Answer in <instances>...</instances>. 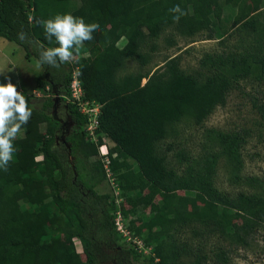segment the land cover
<instances>
[{
    "label": "trees",
    "instance_id": "1",
    "mask_svg": "<svg viewBox=\"0 0 264 264\" xmlns=\"http://www.w3.org/2000/svg\"><path fill=\"white\" fill-rule=\"evenodd\" d=\"M211 2L234 8L231 27L244 24L262 46L247 53L208 55L194 74L186 73L174 57L153 72L120 75L126 60L144 68L166 31L169 46L176 36L206 33L213 40L217 30L227 34L220 21L213 28ZM176 5L185 12L179 22L169 11ZM57 14L100 27L80 49L87 55L74 53V60L58 67L41 65L36 79L40 97L22 92L32 115L14 141L17 151L8 170H0V264H132L141 259L146 264H205L209 256L204 249H193L175 236L186 227L194 238L223 240L226 245L215 247L212 263L229 264L233 250L248 246L264 227V178L246 177L244 185L251 191L234 196L213 183L220 159L235 171L240 168L244 136L207 130L205 154L176 151L180 170L169 167L167 154L159 149L174 125L186 121L201 126L217 107H224L240 79L264 81V0H0V37L38 61L42 50L58 45L36 21ZM21 31L25 40L17 38ZM74 73L84 100L100 104L95 143L86 130L88 117L70 101ZM49 81L61 85L62 114L72 126L64 143L58 139L60 124L52 113L55 95ZM258 112L264 126V101ZM103 138L114 144L107 167L120 199L95 191L106 178L110 181L103 158H98ZM167 150L175 152L171 145ZM138 208L149 209L151 217L137 225L133 218ZM118 213L123 222L132 218L124 225L129 241L116 228ZM134 239L152 247L149 256Z\"/></svg>",
    "mask_w": 264,
    "mask_h": 264
},
{
    "label": "rangeland",
    "instance_id": "2",
    "mask_svg": "<svg viewBox=\"0 0 264 264\" xmlns=\"http://www.w3.org/2000/svg\"><path fill=\"white\" fill-rule=\"evenodd\" d=\"M209 8L213 13V28L217 30L218 21H220V25L228 30L227 34L222 35L217 30L214 36L215 39L213 40H207L206 33H198L190 38L176 36L174 37L175 44L169 46L167 38L170 37V31H166L161 34L157 41V50L149 54V63L144 68H141L133 60H126L123 69L120 71V75L137 73L138 71L150 73L160 67L165 60L174 57L180 60V67L186 73L194 74L200 70V60L208 55L215 56L232 52L237 54L247 53L251 52L252 48L258 45L262 46L259 37L252 34L253 32H249L244 24H240L234 28L231 27L236 13L234 8H231L229 5L221 6L217 2L209 3ZM255 11L258 10L255 9ZM254 35L259 39L260 44H257L256 37V40H254ZM123 45L124 41H121L119 47ZM262 51L264 52V47ZM79 55L85 56L87 53L80 52ZM41 73L42 67L41 65L38 66L37 60L34 58L27 59L22 48L0 37V83H5L10 78L11 82L17 85L18 91L40 97L36 79ZM144 83L145 80L142 81V84ZM263 101L264 81H259L255 78L240 79L238 85H234L228 93L225 106L217 107L201 126H196L186 121L174 125L169 132L167 141L160 145L159 153L167 154L169 167L180 170L175 158L176 151L183 150L195 157L205 154L209 149L208 144H210L207 130L238 132L245 138L240 151V168L238 171H235L226 161H223L224 159H220L216 167L213 183L219 191L232 196L239 192L249 193L251 190L244 185L243 179L249 176L264 178V126L258 112V105ZM56 115L64 118L61 111H57ZM71 128L72 126L70 125L69 132L64 139L69 136ZM103 144L107 146L108 151L110 148H114V144L106 138H103ZM169 145L173 147L175 152L167 150ZM100 157L101 153L99 152L98 158ZM73 162L72 158L69 163L71 168ZM95 191L97 194H108L112 199L121 198L118 196L120 191L116 186H112L107 178L95 188ZM179 194L184 193L179 192ZM127 207H129L128 204ZM190 210L193 211L194 207L191 206ZM114 217H117V215ZM150 217L149 209L138 208L137 215L133 219H135L134 221L138 225L147 221ZM131 219V217L125 218L124 225L128 226ZM193 228L197 229L195 226ZM192 231L191 227H186L181 232L178 231L179 233L175 236L180 242L187 241L193 249H204V254L209 256L205 264H213L214 260L212 257L215 247L221 243L226 245L225 242L217 236H208L204 240H201L200 237L194 238ZM74 244L80 260L84 262L85 257L82 253L81 245L77 241ZM143 248V250L140 248V251H143L144 255L149 256L152 247L150 246V249H148L143 246ZM101 252L104 255L106 253L108 255L105 249L101 250ZM186 261L188 259H184V262ZM132 264L146 263L141 259ZM229 264H264V227L257 230L253 239L249 241L248 246L233 250Z\"/></svg>",
    "mask_w": 264,
    "mask_h": 264
},
{
    "label": "clouds",
    "instance_id": "3",
    "mask_svg": "<svg viewBox=\"0 0 264 264\" xmlns=\"http://www.w3.org/2000/svg\"><path fill=\"white\" fill-rule=\"evenodd\" d=\"M169 11L174 13V22H179L181 16L185 15L179 5ZM36 23L43 27L46 38L49 41L54 38L58 45L42 50L37 61L38 66L47 64L52 67L74 60V53L78 54L84 42L92 40V34L100 27L98 23H86L83 18L71 14H57L46 20H37ZM17 38L25 40L26 34L21 31ZM31 115L32 109L27 98L18 91L17 85L10 78L5 83H0V170H8L17 151L14 141Z\"/></svg>",
    "mask_w": 264,
    "mask_h": 264
},
{
    "label": "built area",
    "instance_id": "4",
    "mask_svg": "<svg viewBox=\"0 0 264 264\" xmlns=\"http://www.w3.org/2000/svg\"><path fill=\"white\" fill-rule=\"evenodd\" d=\"M69 92H70V101L73 104H76L79 107V111L81 114L86 115L88 117L89 124L87 126V131L89 135L92 137V140L96 142L94 131L97 128L98 125V115L100 110V104L96 102H89L87 100H84L83 98V90L81 87V83L79 79L77 78V74H73L72 81L69 86ZM99 152L101 153V157L104 161V167L106 169V173L108 178L111 181L112 186L114 185L113 178H111V173L107 167L108 159L107 155L109 153L107 146L102 144L99 146ZM115 225L117 230L123 234L124 237L129 241V231L126 229V227L123 224V219L121 215L118 213L117 217L115 218ZM133 242L139 246V248H143L142 243L140 240L134 239Z\"/></svg>",
    "mask_w": 264,
    "mask_h": 264
},
{
    "label": "flooded vegetation",
    "instance_id": "5",
    "mask_svg": "<svg viewBox=\"0 0 264 264\" xmlns=\"http://www.w3.org/2000/svg\"><path fill=\"white\" fill-rule=\"evenodd\" d=\"M52 85H53L52 92H53V89H54V92L60 96V92H61V89H62L61 85H56L54 83H52ZM53 102H54V104H53V107H52V113L55 116V118L59 121V124H60V126H59V128H60V136H59L58 139L62 143H64V137L69 132V131H67V129H69L70 120L66 116H64V118H60V117H57V115H56L57 111H61V113L63 111V101L61 100V97H60V99H56V97L53 96ZM66 121H67V123H66Z\"/></svg>",
    "mask_w": 264,
    "mask_h": 264
},
{
    "label": "water",
    "instance_id": "6",
    "mask_svg": "<svg viewBox=\"0 0 264 264\" xmlns=\"http://www.w3.org/2000/svg\"><path fill=\"white\" fill-rule=\"evenodd\" d=\"M49 83L51 84V86H52V88H53L52 82L49 81ZM53 93H54L56 99H60L59 95L56 94V93L54 92V89H53ZM66 123H67V121H66ZM68 130H69V129H67V131H68ZM65 145H66V148H67V149L70 148V146H69L67 143H66ZM71 160H72V157H71V155H70V151L68 150V162L70 163ZM72 168L74 169V165H73V164H72Z\"/></svg>",
    "mask_w": 264,
    "mask_h": 264
}]
</instances>
